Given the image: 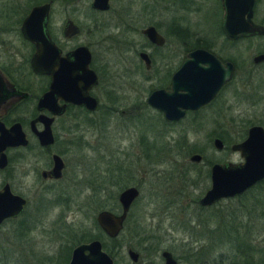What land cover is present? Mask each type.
<instances>
[{"label":"rangeland","instance_id":"1","mask_svg":"<svg viewBox=\"0 0 264 264\" xmlns=\"http://www.w3.org/2000/svg\"><path fill=\"white\" fill-rule=\"evenodd\" d=\"M90 1L73 0L68 7L57 5L52 25L57 30L59 22L67 18L81 27V35L72 43H94L104 37L94 50L101 59L105 78L102 103L111 110L105 109V117L94 121L72 125L62 119L54 124L57 144L52 150H59L67 165L57 183L39 180L38 173L45 169L47 156L34 151L32 145L8 154L10 163L6 171L0 172V187L8 182L12 193L25 199L26 205L20 217L0 229V264H66V255L74 245L96 236V213L112 209L117 193L128 186H136L139 197L129 211L121 239L115 244L101 241L115 257V264L126 260L125 245L140 240L149 243L151 237L160 245H169L184 264H212L215 260L242 264L245 254L250 255L249 264H264V219L252 216L254 210L245 213L248 196L224 201L216 208L219 228H226L222 225V221L226 222L223 214L232 220L235 230L226 238L220 233L213 238L196 228L198 211L194 203L209 186L210 165L240 162L236 153L229 152V145L240 141L250 125L264 126L255 119L264 114V82L255 81L254 88L245 86L237 71L231 86L221 95L228 100L227 116L212 122L206 110L196 118L167 125L159 122L144 103L151 86L159 84V76L147 81L151 74L137 65L134 54L135 47L142 44L138 33L142 26L156 23L159 33L167 37L171 36V24L181 18L192 37L187 45L196 37H204L224 55L221 35L212 33L216 30V15L218 22L221 20L219 1L186 0L185 11H179L177 0H109V10L103 14L88 13ZM255 1L254 19L264 24V0ZM5 7L0 8V30H5L0 34V62H10L17 52L27 55L29 50L18 40L11 24L21 16L20 11L7 12ZM263 49L264 38L245 41L230 55L240 68H248L252 55ZM158 53L156 59L161 61L165 50L154 55ZM131 106L134 107L130 109ZM120 110L131 113L121 116ZM25 131L28 132L27 125ZM143 132L153 140L145 141L146 148L154 151L153 157H147L142 146H137ZM76 136L83 138L85 145L72 144L70 138ZM213 137L222 140L224 152L214 151ZM194 154L201 155V164L188 160ZM251 201L254 198L250 205Z\"/></svg>","mask_w":264,"mask_h":264},{"label":"flooded vegetation","instance_id":"2","mask_svg":"<svg viewBox=\"0 0 264 264\" xmlns=\"http://www.w3.org/2000/svg\"><path fill=\"white\" fill-rule=\"evenodd\" d=\"M186 0H177L180 11L182 8L185 11V5L184 2ZM221 8V20L218 22V17L216 15V30L214 33L216 35L220 34L223 39L222 49H225L224 55H221L219 53L223 52H217L215 49L212 48V43L208 41V39L204 37H196L193 39V42L189 45L188 41L192 38L187 32L188 28L185 22V19H179L178 21H175L176 24H171V28L168 29L171 32V36H163L159 33L158 27L156 26V23H150L145 26H142L139 30V37L140 41L142 42L141 45L136 46L134 49V54L136 58V63L140 67L143 68L144 72L150 73L151 77L147 78V81H153L155 76H159V84L151 86L150 91L148 92L146 98H145V104L146 106L156 114L158 121L167 125L177 124L184 120L185 118H196L199 114L202 112L209 110L210 117L212 118V122L217 121V119H223L226 114L229 113L228 110L230 108L228 107V100L225 96V99L223 100V97L221 96L224 91H226L232 84V82L235 79V73L237 71L241 72L242 80H239L242 82L243 85L248 86L251 85V87L254 88L255 81H257V84L260 82H264L261 78L262 72H264V61L254 63L253 59L261 54L264 53V49L262 51H258L255 54L252 55L250 59V65L248 68H240L239 63L237 59L234 58L233 55H230V53H234L235 49H237V46L240 43H245L248 41H255L259 39H263L264 35H252L248 37H239L234 40L228 39L222 32L221 25L223 22V9L220 3ZM3 2H6V4H3ZM73 0H2V5H0V8L3 9L5 7L7 12H14V11H20L21 16L15 21L9 20L12 25L13 29L15 28V31L12 29V32L14 31L16 33V36L18 40L23 45L28 46V54L26 55L23 53H14L11 56V63L10 62H0V128L9 129L13 125H18L22 134L25 137V140L27 144L25 146H19L14 148H7L4 150L5 158H6V165L5 167L0 170L6 171V169L9 166L10 163V157L8 154L10 152H16V151H23L27 150L31 145L34 149V151H37L38 153L42 152L45 153L47 156V164L45 166V169H42L38 173L39 180L44 184L49 183H57L63 178L64 171L66 170V162L63 157V154L57 150L53 151V147L55 144H57V137L54 135L52 131V127L54 124H56L59 120L66 119L67 122H70L72 125L77 124L83 121H94L96 119H100L105 117L104 112L106 110H111L110 108H106L104 103L105 100V85L103 81H105L104 76L102 75V64L101 59L99 55L95 53L94 47L100 46V44L103 41L104 37H99L96 41H93L94 43L90 42H79V43H72L74 42L82 33L81 27L76 25L72 20L70 19H64V21H60L59 27H57V30L54 29L52 25V14L54 12V9L57 5H64L66 7L70 6L72 4ZM93 0L90 1L88 4V13H95V14H103L109 10V0H107V9L106 10H96L91 8ZM254 8H253V14H252V22L256 25L261 26L264 29V24L261 22L255 21V5L256 1L254 0ZM10 4V5H9ZM48 5V13H47V20L44 25V32L47 38L51 41L53 47L57 51L56 57L51 54L50 58V70L52 73H55L59 66H65V69H67V74L69 78V83L67 85V91L66 95L63 93H57L54 96V104L57 111L58 108H62L61 110L52 113L51 111H48L46 109L38 110L37 109V103L38 100L48 91L50 83H51V76L50 73H35L32 71L30 67V59L35 52V45L32 42L27 41L21 34V25L24 20V18L27 16L29 11L36 7L41 5ZM1 9V10H2ZM182 11V10H181ZM12 17V15H10ZM68 25H70L73 29H69ZM5 26V25H3ZM95 31L97 30V27L94 26ZM151 28L153 29L154 33L158 36V42L153 43L150 41L148 37H146L143 34V31L146 29ZM4 29L0 30V34L4 33ZM136 31V29H135ZM138 37V36H137ZM169 39L173 40L176 46L172 44V42L169 41ZM72 41V42H71ZM68 42H71L69 45ZM135 43V42H134ZM67 45V46H65ZM133 43L130 44L132 46ZM135 46V45H133ZM76 50H82V52H77L74 56H72V53ZM159 50H165L163 57L161 58V61L157 60L156 57L158 54L154 55V52ZM195 50H202L204 52H207L211 56H213L221 65L230 64L232 66L231 71V77L230 79L222 84V86L219 88V90L216 92V94L205 104L199 106L195 110H182L178 107V111H182L183 115L177 119V120H168L164 117L163 113L159 112L155 108H153L151 105H148L146 103V100L149 95H151L155 91H163L166 93H171L172 89V78L173 76L181 69L183 64L189 59V54L194 52ZM86 56L88 58V62L86 63ZM201 67H205L206 64L199 63ZM88 70L92 72L95 76L96 83L90 86L87 90L86 85L89 82L88 78L86 79V76L84 75V72ZM259 75V76H258ZM258 76V77H255ZM240 77V78H241ZM27 80H30L29 83H27ZM186 77L179 78L180 83V90H178V95H184L185 92V85H186ZM34 85V87H33ZM66 88H63L65 90ZM262 93V92H261ZM264 97V93H263ZM66 98L67 100H64ZM88 99H92L94 101V108L90 110L86 107L85 102H87ZM103 102V103H102ZM89 105V102H87ZM218 103V104H217ZM134 106H131L133 108ZM28 110H27V109ZM130 111L120 110L119 114L121 116H127L130 115ZM255 115L248 114V117H253ZM39 117H45L48 119H51L50 123V131H51V138L52 142L50 145L47 146H41L39 144V141L37 139V133L40 132L43 129V126L41 122L39 121ZM205 117V116H204ZM152 118V117H151ZM258 123L264 124V114L262 116L258 115V118H255ZM153 120V118L151 119ZM157 121V122H158ZM25 125H27L28 132L25 131ZM252 126H259L263 128L264 126L260 125H250L246 128L243 137L240 138L241 140L235 143H232L229 145L228 150L230 153L235 154L231 151L230 147L234 144L240 143L246 139L247 136V130ZM143 132L142 135L137 139V146H142L144 153L147 157H153L151 150H148L145 146V141H151L152 139H149L147 135H144ZM264 134V133H263ZM74 136V135H73ZM218 138L213 137L211 139V145L212 140ZM73 140L72 144L82 146L85 145L83 142V138L81 137H73L70 138ZM221 142L222 140L218 138ZM213 148V147H212ZM214 149V148H213ZM226 150L225 145L222 142V148L221 150H216V152H224ZM199 155V154H198ZM192 156V155H191ZM56 157L61 162V170H60V176L58 178H53L48 175L45 176V178L42 177V173L48 174V172L53 167V158ZM200 160L199 162L195 163L196 165L201 164L203 161L201 155H199ZM190 158V157H189ZM240 159V158H239ZM189 160V159H188ZM241 162V159H240ZM237 162V163H240ZM194 163V162H192ZM224 163H233L230 161H224L219 163H212L210 167L213 164H224ZM234 163V164H237ZM210 167L208 169V179H209V186L208 188L202 193L200 197L195 199L194 203L196 204V210L198 211V218L196 220V228L200 232H204L207 235H211L213 238H215L216 234L220 233V236H230L234 233V228L232 227V220L229 218L230 215H224V219L226 222L222 221V225H224L226 228H222V226L219 228L217 225L218 221V213H216V208L223 203L224 201H230L232 199L241 198L244 196H248L247 199V207L245 213L248 215L251 210H254L252 212V216L256 215V218L258 220L264 219L263 211L264 209L261 208L264 204V179L255 182L253 185L245 189L241 194L236 195L231 198H222L217 201H214L210 205L202 206L199 204V200L203 197L205 192L210 188ZM7 184L9 187V190L11 194L16 195L12 193L11 186L8 182H4L2 184ZM0 187V189L2 188ZM135 188L138 192L137 197L131 202L125 218L121 224V229L117 233V235L114 238L108 237L103 230L98 226L96 222V216L100 212H107L110 213L116 217L120 216L122 213L121 206L118 202V195L120 192L127 188ZM19 196V195H16ZM20 197V196H19ZM139 197V191L136 186H128L120 190L116 197H115V205L112 209H103L96 213L94 217V228L96 230V236L93 238H89L87 240H82L76 245H74L68 254L66 255V264H69L70 258H71V252L74 248H76L78 245L81 244H87L91 241H98L101 246V250L108 255V257L111 259L112 264L116 263L115 257H112L109 252L106 251L104 248L103 242H109V243H118V241L121 239V234L125 230V226L127 224V219L129 215V211L131 210L132 206L134 205L135 201ZM22 198V197H20ZM254 198V202L250 205V200ZM23 199V198H22ZM25 201V199H23ZM25 204L23 206V209L21 213L16 217L12 219L4 220L0 224L1 227L10 222L16 220L20 215L23 213ZM229 223V224H228ZM215 224V225H214ZM249 224V223H248ZM260 225V224H259ZM261 229V225L258 228V230ZM117 248H120L119 245ZM125 249V257L126 260H123L120 262V264H165V257L163 256V253L169 254L170 258L173 260L174 264H184L183 259H181L180 256H178L173 249L170 248V246H164V244H159L157 240H154V237H151L150 242L148 243L147 240H140L138 243L135 244H127L124 247ZM246 248V247H245ZM244 249V248H243ZM248 249V247H247ZM247 249H244L243 251L246 252ZM128 252H132L135 256V260H131V258L128 255ZM245 260L242 262V264H249L252 260L250 258V255L245 254ZM260 258V256L258 257ZM256 258V260L258 259ZM64 259V260H65ZM65 262V261H64ZM223 264L222 261L215 260L212 262V264Z\"/></svg>","mask_w":264,"mask_h":264},{"label":"water","instance_id":"3","mask_svg":"<svg viewBox=\"0 0 264 264\" xmlns=\"http://www.w3.org/2000/svg\"><path fill=\"white\" fill-rule=\"evenodd\" d=\"M223 9V22L221 29L223 34L231 40L239 37L252 35H264V29L252 22L254 0H220ZM91 8L96 10H106L107 0H93ZM48 5H41L32 8L24 18L21 25V34L29 42L34 43L35 52L30 59V67L35 73L48 74L50 70L51 54L56 57L57 51L44 32V25L47 20ZM69 29H73L68 25ZM74 30V29H73ZM143 34L151 42H158V36L153 29L148 28ZM76 50L72 53L74 56ZM264 61V53L253 59L254 63ZM88 58L86 56V63ZM199 63L206 64L201 67ZM232 66L230 64L221 65L213 56L202 50H195L189 54V59L183 64L181 69L173 76L171 93L155 91L148 96L146 103L163 113L168 120H177L183 112L182 110H195L199 106L207 103L231 77ZM53 72V71H52ZM50 73L52 78L48 91L38 100L37 109H46L55 113L57 111L54 104V96L57 93L66 95L69 78L65 66H59L55 73ZM88 83L87 90L96 83L92 72H84ZM186 77L184 95H178L181 86L179 78ZM63 88H66L63 90ZM54 95V96H53ZM64 100H67L64 98ZM89 102V105L88 103ZM85 102L87 108H94V101L88 99ZM43 129L37 133V139L41 146L50 145L52 142L50 123L51 119L39 117ZM264 130L259 126H252L247 130L246 139L230 147L241 159L240 163L213 164L210 167V188L199 200V204L207 206L222 198H231L241 194L245 189L255 182L264 179ZM27 144L24 135L18 125H13L9 129L0 128V170L6 165L4 150L25 146ZM212 147L221 150L222 142L215 138L212 140ZM53 167L46 175L58 178L60 176L61 162L58 158H53ZM200 157L197 154L190 156L189 161L197 163ZM138 192L135 188H127L119 193L118 202L122 213L116 217L107 212H100L96 216V222L103 232L110 238H114L125 218L126 212L131 202L137 197ZM25 201L19 196L11 194L7 184L0 189V224L7 219L16 218L22 211ZM131 260H135V255L128 252ZM165 264H174L169 254L163 253ZM69 264H112L111 259L101 250L98 241H91L87 244L78 245L71 252Z\"/></svg>","mask_w":264,"mask_h":264},{"label":"trees","instance_id":"4","mask_svg":"<svg viewBox=\"0 0 264 264\" xmlns=\"http://www.w3.org/2000/svg\"><path fill=\"white\" fill-rule=\"evenodd\" d=\"M221 137V136H220Z\"/></svg>","mask_w":264,"mask_h":264}]
</instances>
